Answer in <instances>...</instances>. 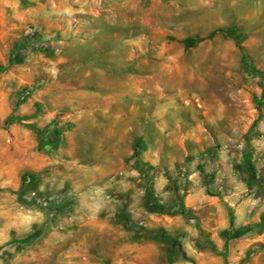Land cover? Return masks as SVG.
I'll use <instances>...</instances> for the list:
<instances>
[{"label": "rangeland", "instance_id": "374dc122", "mask_svg": "<svg viewBox=\"0 0 264 264\" xmlns=\"http://www.w3.org/2000/svg\"><path fill=\"white\" fill-rule=\"evenodd\" d=\"M262 214L264 0H0V264H264Z\"/></svg>", "mask_w": 264, "mask_h": 264}, {"label": "trees", "instance_id": "16d2710c", "mask_svg": "<svg viewBox=\"0 0 264 264\" xmlns=\"http://www.w3.org/2000/svg\"><path fill=\"white\" fill-rule=\"evenodd\" d=\"M243 62H244L246 65H249V64H248V60H247L246 57H243ZM249 67H250V69H253V68H251L250 65H249ZM263 224H264V214H262V216H261V222H260V224L258 225V227H259V228H263Z\"/></svg>", "mask_w": 264, "mask_h": 264}]
</instances>
